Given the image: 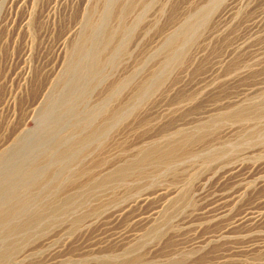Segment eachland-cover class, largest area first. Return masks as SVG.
I'll return each mask as SVG.
<instances>
[{"label":"rangeland","instance_id":"1","mask_svg":"<svg viewBox=\"0 0 264 264\" xmlns=\"http://www.w3.org/2000/svg\"><path fill=\"white\" fill-rule=\"evenodd\" d=\"M0 264H264V0H0Z\"/></svg>","mask_w":264,"mask_h":264},{"label":"bare ground","instance_id":"2","mask_svg":"<svg viewBox=\"0 0 264 264\" xmlns=\"http://www.w3.org/2000/svg\"><path fill=\"white\" fill-rule=\"evenodd\" d=\"M81 49H82V48L80 47V48H79V51H80ZM73 53H74V52H73ZM75 53H76V52H75ZM93 132H94V131H93Z\"/></svg>","mask_w":264,"mask_h":264}]
</instances>
